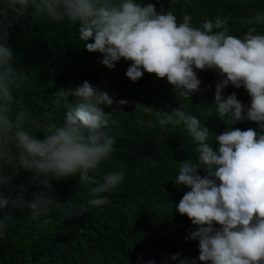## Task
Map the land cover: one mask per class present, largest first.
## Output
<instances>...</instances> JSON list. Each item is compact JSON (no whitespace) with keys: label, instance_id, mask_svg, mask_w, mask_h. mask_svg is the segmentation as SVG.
Returning <instances> with one entry per match:
<instances>
[{"label":"clouds","instance_id":"9594fccd","mask_svg":"<svg viewBox=\"0 0 264 264\" xmlns=\"http://www.w3.org/2000/svg\"><path fill=\"white\" fill-rule=\"evenodd\" d=\"M29 16L78 25L79 40L92 41L85 48L100 53L103 66L114 69L121 59L131 62L125 75L133 82L145 72L154 74L189 99L201 90L197 70H213L221 77L215 84L213 105L226 121L219 134L182 107L164 112L136 103L135 110L155 111L161 128L182 125L196 145L195 162L189 158L179 163L174 184L190 189L175 211L196 226L188 239L198 240L199 261L264 264V31L260 30L264 12L249 17L247 31L236 36L230 34L227 16L217 15L194 26L191 15L184 14L178 21L173 11H158L145 0H0V213L26 206L38 216L64 205L52 190V179L78 175L81 184L93 186L92 198L76 215L108 203L104 194L119 188L125 172L111 171L97 178L116 143L105 131L112 110L104 108L128 101L115 100L84 81L55 92L57 103L66 108L62 123L53 122L48 113L46 123L34 120L18 95L27 76L7 42L13 23ZM229 85L243 87L250 103H241L234 92L225 98L222 93ZM236 121H250L257 127L241 130L232 127ZM147 123L152 125L151 120ZM213 142L215 149L210 146ZM21 170L31 178L14 183ZM30 186L42 190L30 192ZM7 226L0 218V238ZM178 258L179 254L171 257ZM179 264L195 261L184 258Z\"/></svg>","mask_w":264,"mask_h":264},{"label":"trees","instance_id":"16d2710c","mask_svg":"<svg viewBox=\"0 0 264 264\" xmlns=\"http://www.w3.org/2000/svg\"><path fill=\"white\" fill-rule=\"evenodd\" d=\"M144 2V0H140ZM158 11L171 10L182 20L184 14L193 17L199 26L215 16L229 17L230 34L242 36L249 25L245 21L257 11L264 12V0H145ZM163 6V8H162ZM78 25L55 22L31 16L13 23L8 44L15 63L27 79L18 95L34 120L44 122L48 113L55 123L65 118L63 102L57 103L56 91L74 88L88 81L115 100H127L124 105L113 104L112 120L105 129L116 139L110 160L102 163L99 176L111 171L125 172L119 188L105 193L108 203L92 207L83 215H76L79 207L92 198V185H84L79 176L50 180L52 190L63 207L38 216L26 206L0 213L7 223L0 238V264H179L180 259L199 261L198 240L188 239L196 230L187 216L175 211L183 194L190 189L174 184L179 163L197 153L183 126L161 128L157 113L144 114L135 110L136 103L164 112L182 107L192 111L203 126L214 134L221 133L226 121L214 108L215 84L221 77L213 70L199 71L200 91L189 99L178 95L166 79L144 73L133 82L125 75L130 61L121 59L114 69L99 61L102 55L88 52L80 41ZM264 31V27L260 28ZM235 93L247 105L250 97L243 87L229 85L222 95ZM72 98L69 97V102ZM145 123L141 124L139 121ZM151 120L149 126L147 121ZM232 127L246 130L257 125L250 121H236ZM38 139L43 136L35 133ZM211 139H214L211 138ZM214 149L216 144L210 143ZM200 175H204L202 171ZM31 174L21 172L14 183H27ZM42 190L29 187V191ZM179 254L177 260L171 259Z\"/></svg>","mask_w":264,"mask_h":264}]
</instances>
